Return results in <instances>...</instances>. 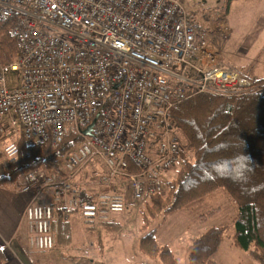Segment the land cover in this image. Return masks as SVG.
I'll return each instance as SVG.
<instances>
[{
	"label": "built area",
	"instance_id": "obj_1",
	"mask_svg": "<svg viewBox=\"0 0 264 264\" xmlns=\"http://www.w3.org/2000/svg\"><path fill=\"white\" fill-rule=\"evenodd\" d=\"M0 21L12 22L10 35L19 46L9 66L0 58V137H14L4 155L18 156L21 131L53 145L70 128L84 139L62 161L66 176L41 168L22 181L21 191L32 194L24 217L37 252L56 246L60 202L86 223L125 211L120 194L80 204L74 179L94 157L130 181L135 200L160 193L156 173L175 167L181 149L169 118L173 107L198 94L255 88L222 66L220 50L191 22L182 0H0ZM9 69L19 73L17 87L7 84ZM94 120L91 135H84ZM132 166L140 172L132 173ZM48 188L54 203H38Z\"/></svg>",
	"mask_w": 264,
	"mask_h": 264
},
{
	"label": "trees",
	"instance_id": "obj_2",
	"mask_svg": "<svg viewBox=\"0 0 264 264\" xmlns=\"http://www.w3.org/2000/svg\"><path fill=\"white\" fill-rule=\"evenodd\" d=\"M11 24L0 21V58L5 66L15 61L19 50L10 35ZM252 81L255 88L249 92L198 94L177 103L170 111L171 126L180 136L181 149L175 167L156 173L162 183L161 192L144 197L148 201L145 210L140 211L143 228H147L150 218L181 209L219 188L227 191L238 209L233 221L234 233L226 235V227L210 228L194 241L189 264H220L214 255L226 237L233 246L264 264V78ZM3 137L11 139L12 132ZM81 139L72 128L58 145L28 140L21 131L18 156L0 165V188L9 184L21 188L24 177L41 168L66 176L62 161ZM3 155L0 152V159ZM130 171L139 173L140 169L132 166ZM169 171L176 175L163 181V174ZM101 181L111 184L110 178ZM75 188L80 204L92 203L102 193L118 194L107 189L93 193L85 187ZM124 199L127 207L128 200ZM213 213L202 215L201 221ZM100 225L109 229L112 224ZM155 231L142 237L140 251L150 258H159L162 264H178L174 252L158 244ZM5 260L0 245V264Z\"/></svg>",
	"mask_w": 264,
	"mask_h": 264
},
{
	"label": "rangeland",
	"instance_id": "obj_3",
	"mask_svg": "<svg viewBox=\"0 0 264 264\" xmlns=\"http://www.w3.org/2000/svg\"><path fill=\"white\" fill-rule=\"evenodd\" d=\"M183 3L190 12L189 18L192 23L207 32L210 46L220 50L221 64L224 68L239 72L252 80L264 78V0H185ZM5 76L9 87L19 85L18 72L9 69ZM16 128L20 129L18 122ZM8 140H14V137ZM83 143L84 139H81L76 146ZM8 161L9 159L3 155L0 165H5ZM83 170L90 172L83 173L90 179V192L99 193L107 189L108 192L121 194L128 200L125 212L114 214V226L121 227V236L109 233L113 242L115 240L121 242L127 264H162L159 258H150L139 249L142 237L154 229L158 244L169 247L180 264H189L194 241L210 228L226 227V235L234 233L233 221L238 210L237 204L223 188L169 214L150 218L151 222L145 229L144 217L140 211L145 210L148 200L147 198L134 200L129 180L112 175L110 168L98 156L84 166L81 171ZM81 171L76 175L79 176V180L82 179ZM175 175V172H166L162 180L165 181ZM106 178L111 179L110 185L101 181ZM10 185L16 190L19 189L14 184ZM212 211L214 213L206 221H201L202 215ZM79 220L81 226L77 224L74 227L78 232H82V229L91 231L95 229L93 226L84 225L83 217ZM81 242L82 239L77 244ZM116 247L120 248V244ZM93 253L97 251L94 250ZM86 254L84 251L75 255ZM113 255L115 252L112 250L106 251L100 262H110V256ZM94 257L95 255L92 256ZM214 259L220 264H259L248 252L233 246L228 237L221 244Z\"/></svg>",
	"mask_w": 264,
	"mask_h": 264
},
{
	"label": "crops",
	"instance_id": "obj_4",
	"mask_svg": "<svg viewBox=\"0 0 264 264\" xmlns=\"http://www.w3.org/2000/svg\"><path fill=\"white\" fill-rule=\"evenodd\" d=\"M188 13L190 14L189 11ZM7 142H9L8 138L0 137V152H3ZM81 172L82 179L79 180V176L75 178V187H85L90 192V179L83 175L84 172H90L87 170ZM53 192V188L43 190L37 202L53 204ZM31 197V193H23L21 188L16 190L10 184L0 188V245L6 258L3 264H127L121 242L118 240L113 242L109 237V233L118 234V236L122 234L121 227H116L113 224L115 222L114 215L106 222L96 221L91 225L84 220V225L93 226L95 229L93 231L82 229V232H78L74 227L77 224L81 226L79 218L82 219V217H79L78 212L64 210L61 202L55 205L54 210L59 228L55 248L43 253L33 250L29 243L30 234L24 217V211ZM103 223L112 225H109V229H102L100 224L104 225ZM98 227L99 229H96ZM105 227L107 226L105 225ZM88 230L93 232L94 236ZM81 239L83 242L77 244ZM117 244H120V248L116 247ZM86 245L87 247H85ZM94 250L97 253H93ZM108 250L115 252V255L110 256V262L103 261L101 263L100 259L105 257V252ZM84 251L87 253L85 256L75 255ZM94 255L95 257L92 258Z\"/></svg>",
	"mask_w": 264,
	"mask_h": 264
},
{
	"label": "water",
	"instance_id": "obj_5",
	"mask_svg": "<svg viewBox=\"0 0 264 264\" xmlns=\"http://www.w3.org/2000/svg\"><path fill=\"white\" fill-rule=\"evenodd\" d=\"M95 122H96V120H94L93 123L85 131H83L84 135H91V131H92V128H93Z\"/></svg>",
	"mask_w": 264,
	"mask_h": 264
}]
</instances>
